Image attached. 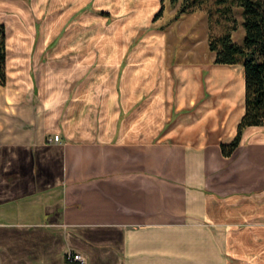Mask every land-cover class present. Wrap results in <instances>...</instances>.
I'll list each match as a JSON object with an SVG mask.
<instances>
[{"label":"crops","instance_id":"0c3cea01","mask_svg":"<svg viewBox=\"0 0 264 264\" xmlns=\"http://www.w3.org/2000/svg\"><path fill=\"white\" fill-rule=\"evenodd\" d=\"M1 2L0 264H264V125L222 153L245 69L193 38L175 56L193 12L136 37L152 8L130 0L113 22L83 0Z\"/></svg>","mask_w":264,"mask_h":264},{"label":"trees","instance_id":"16d2710c","mask_svg":"<svg viewBox=\"0 0 264 264\" xmlns=\"http://www.w3.org/2000/svg\"><path fill=\"white\" fill-rule=\"evenodd\" d=\"M175 4L179 0H170ZM225 20L231 24L221 33H209V49L215 52L214 61L218 63H242L245 69V111L238 122L236 135L221 142V151L230 156L239 146L243 129L249 125H264V0H216ZM203 0H181L173 19L184 12L193 11ZM240 6L245 29L242 42L233 38L232 30L237 29L233 6ZM163 9V8H162ZM162 9L158 15L162 13ZM211 31L212 11L209 10ZM7 32L0 19V83L7 80Z\"/></svg>","mask_w":264,"mask_h":264},{"label":"rangeland","instance_id":"374dc122","mask_svg":"<svg viewBox=\"0 0 264 264\" xmlns=\"http://www.w3.org/2000/svg\"><path fill=\"white\" fill-rule=\"evenodd\" d=\"M27 2H31L32 0H25ZM69 1V0H66ZM71 1V0H70ZM84 2L81 4V10H77L78 13L76 15L86 12L89 10H95L97 13L103 15L107 22H113L118 20L122 16H124L123 12L120 11L118 8L117 0H108L105 2L101 1L98 2L97 0H83ZM49 0L48 6H50ZM66 3V2H64ZM156 6H155V4ZM181 0L172 4L170 0H130L128 2V9L127 10H134L138 8L140 5L141 7H151L152 10L149 14H143L141 11L140 13L136 14V26L137 29L134 31L135 36L143 35L146 31H148L149 27L154 24V20L157 19L159 16V21H163V23H172L174 21V15L177 9L179 8ZM154 4V5H153ZM4 5V6H2ZM64 4H61L63 6ZM220 6L216 0H203V3L199 5V7L187 14L184 17V20L177 21L173 27V34H175V40L173 41L172 48L176 49V57L179 55V51L182 48H186L189 45V40L191 38L197 39L198 44L195 47V50L198 52L197 56L199 58L207 57L209 53H211L209 49V33L211 32L214 35L221 33L225 28H227L231 22L224 19L220 10L217 8ZM154 7V9H153ZM145 8V9H146ZM163 8V9H162ZM80 9V8H79ZM158 9V10H157ZM162 9V13L158 15V12ZM156 10V11H155ZM209 10L212 11L211 17V31H210V20H209ZM8 14H7V12ZM80 11V13H79ZM15 13V8L13 5L9 3H0V14L3 17V14L10 15ZM233 14L237 20V29L232 30L233 38L237 42H242L245 29L243 25V14L242 9L240 6L234 5L233 6ZM134 16V17H135ZM207 18L208 21V28L206 32V28L204 27L203 19ZM74 18V17H73ZM187 36V38H186ZM177 38V39H176Z\"/></svg>","mask_w":264,"mask_h":264},{"label":"built area","instance_id":"2783aa9c","mask_svg":"<svg viewBox=\"0 0 264 264\" xmlns=\"http://www.w3.org/2000/svg\"><path fill=\"white\" fill-rule=\"evenodd\" d=\"M53 138L55 140H58L59 139V134L56 133L54 134ZM67 259L70 260V261H78V262H81V263H85V257L79 253V252H73L72 250L68 251L67 252Z\"/></svg>","mask_w":264,"mask_h":264}]
</instances>
